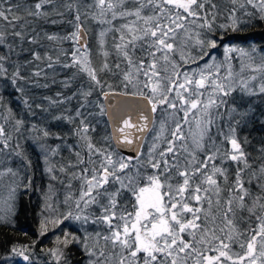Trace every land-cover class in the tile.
<instances>
[{"label":"snow or ice","instance_id":"obj_1","mask_svg":"<svg viewBox=\"0 0 264 264\" xmlns=\"http://www.w3.org/2000/svg\"><path fill=\"white\" fill-rule=\"evenodd\" d=\"M248 25L264 0H0V227L33 188L28 144L38 235L84 230L48 264H264V46L216 38Z\"/></svg>","mask_w":264,"mask_h":264},{"label":"trees","instance_id":"obj_2","mask_svg":"<svg viewBox=\"0 0 264 264\" xmlns=\"http://www.w3.org/2000/svg\"><path fill=\"white\" fill-rule=\"evenodd\" d=\"M216 38L221 41L222 44L236 43L248 46L254 43L258 47L264 46V25H248L243 32H224L220 30L217 32ZM257 103H259V101H257ZM249 130H251V126H249V129L245 130V132ZM252 135L256 140H259L264 136V131H255ZM65 155H67V153H65ZM45 175L46 174L42 173L40 170L37 171L33 179V188L27 190V194L18 197L13 223L5 227H0V255H7L9 247L14 243L31 244L35 241L36 252L40 257L37 264H48V257L44 255L42 250L54 247L56 236L63 237L64 231H58V235L53 236L54 232L52 229H49L43 237L38 235L39 220L42 219L39 202L41 197L40 190L43 188L44 184H46L43 177ZM60 187L61 186L57 185L58 189H60ZM25 191V189H21V193ZM62 194L61 191V196ZM71 258L73 264H83V261L86 259V257L82 256L79 246H74L72 248ZM13 264H23V262L19 258H14Z\"/></svg>","mask_w":264,"mask_h":264},{"label":"rangeland","instance_id":"obj_3","mask_svg":"<svg viewBox=\"0 0 264 264\" xmlns=\"http://www.w3.org/2000/svg\"><path fill=\"white\" fill-rule=\"evenodd\" d=\"M223 45L245 46V47L247 46V45H244V44H236V43H229V44L225 43ZM213 51L217 53L218 58L222 57L223 47H221V48H219L217 50H213ZM192 67H195V65H193ZM13 107L16 108L19 111V106L18 105H13ZM25 147L27 148L29 155L32 157V159H33V161L35 163L34 176H33V179H34L35 174L37 173L38 170H40L42 173H44L42 159L39 157L38 149H36L34 151V148L36 147L35 145L26 144ZM146 148H147V145H145V150H146ZM22 175H23V173H22ZM43 177H44V179L46 181L45 182L46 184H44L42 189L46 190L47 185L49 183V180H48V176L47 175H45ZM40 196L41 197H40V201L39 202H40V206L42 207V203H43L42 194ZM85 227H88V226H85ZM48 228L52 229V231L54 232L53 236L58 235V231H64V232L68 231V232L74 233V234H76L78 236H83L84 235V230H83V228H81L79 222H76V221L71 220V219L64 221L58 227L57 226H53V225H49ZM89 230H91V229H89Z\"/></svg>","mask_w":264,"mask_h":264},{"label":"water","instance_id":"obj_4","mask_svg":"<svg viewBox=\"0 0 264 264\" xmlns=\"http://www.w3.org/2000/svg\"><path fill=\"white\" fill-rule=\"evenodd\" d=\"M122 154H123V155H134V153L130 152V151L127 150V149L122 150Z\"/></svg>","mask_w":264,"mask_h":264}]
</instances>
